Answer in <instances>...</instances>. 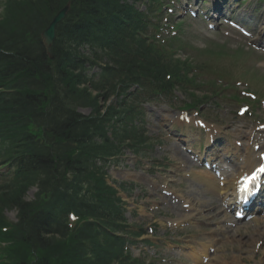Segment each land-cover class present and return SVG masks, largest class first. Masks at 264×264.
<instances>
[{"label":"trees","instance_id":"trees-1","mask_svg":"<svg viewBox=\"0 0 264 264\" xmlns=\"http://www.w3.org/2000/svg\"><path fill=\"white\" fill-rule=\"evenodd\" d=\"M68 1L5 0L0 14V50L11 53L0 51V86L18 88L8 95L7 105L0 111L1 150L9 156H22L25 169L21 178L27 181L0 195V234L6 225L1 207L20 209V222L9 237L18 247L17 264H27L29 253L36 250L33 264H110L123 251L124 239L115 234L123 229L115 191L107 185L103 173L90 169L89 159L92 154L105 155L116 147L107 136L106 121L119 122L131 116L127 107L115 106L109 108L106 117L90 118L77 112L76 103L96 106L97 101L77 86L78 65L72 64L70 54L80 69L83 65L76 44L93 41L100 28L113 33L122 27L123 35L130 37L120 40L130 54L122 66L148 75L163 89L196 83L187 76V61L179 58L167 62L170 56L165 60L164 54L159 55L140 35L146 30L149 14L140 12L129 0H71V11L58 27L54 58L50 60L40 34ZM167 73L172 74L171 80L165 79ZM12 112L30 122L27 130L9 122ZM114 135L117 144L129 137L126 131L119 133L116 129ZM96 137L103 143H97ZM72 144L82 150L81 154L73 156ZM35 182L44 190L43 196L50 198L45 204L49 211L56 212L64 205L84 219H103L104 242L99 241L92 223L71 233L63 217L45 237L46 227L30 213L32 204L21 198L27 185Z\"/></svg>","mask_w":264,"mask_h":264},{"label":"rangeland","instance_id":"rangeland-1","mask_svg":"<svg viewBox=\"0 0 264 264\" xmlns=\"http://www.w3.org/2000/svg\"><path fill=\"white\" fill-rule=\"evenodd\" d=\"M252 6H255V3H253ZM258 7L259 10L256 12L255 17L259 18L258 25L260 26L264 24V0H261V2L258 3ZM186 25H187L186 28H184L183 30L186 31L185 42L190 44V48L192 47L190 50L189 49L187 50L188 52L192 51L190 54H192L196 58L209 59L217 67H221L222 65H226V64H231L229 65L231 68V73L233 74V78L231 79V81L233 80L235 81L237 79L250 81V79L253 78L254 81L257 82V84L255 85L250 81L251 83L250 86H252V88H256V92H258L261 95L262 99L264 98V94H263L264 67L261 66V63L263 61L260 62L261 60L264 59V54L262 52L256 51L251 46H249L247 39L242 38L241 41H234L225 38L222 34L207 31L205 26H203L199 21H191V23L186 21ZM222 42H225L226 49L229 52V55L222 57L206 56L203 54L202 51L199 50L205 47L209 48V46L212 45L213 43H222ZM235 49H243L246 52L241 56H237L235 54ZM188 52H187V56L189 54ZM260 78H262L263 81H260ZM217 89H221V87L219 86L217 87ZM242 89H246V88L235 87L234 90L229 88L225 89L223 92L224 94L223 98L218 99L220 103L218 107L214 105L215 104L214 102L210 101L209 103L204 104L202 109L203 115L205 117L213 121L218 120L219 122L218 121L217 122L219 124L226 126L227 133H230V136L233 139L240 138L239 137L240 125H241L240 123L243 120L240 121L239 119H237L236 111L238 107L244 104L245 102L239 104L236 101L231 100L229 98V95L232 94L236 96L240 94L239 90ZM175 98L176 100L174 103V107L178 108L180 107V104L188 101L187 100L188 94L183 92L182 90L177 89L175 90L174 93V99ZM159 105L162 104L158 103L156 105L153 103L149 105V113L147 120L151 122L150 124L148 123L149 127L152 130V132H149L150 137H154V136L157 137L159 135L158 134L160 128L159 125L162 124V120L173 117V113L175 112V110H172L168 106H164V105L159 106ZM260 110L261 108L258 107L257 111L260 112ZM254 117H256V114H254ZM244 120L247 121L249 120V118L246 117ZM154 123H158V126L157 127L154 126L156 125ZM236 132L238 133V136ZM164 144H169V141H165ZM170 146L172 148L173 145ZM166 156H168L169 159L174 162L179 160L178 154L174 150L172 152H162L159 154L160 158H166ZM113 173L115 172H112V174ZM115 175L117 176L119 174L116 173ZM182 191H183V195L185 197L187 196V201H190V198H188L191 195L188 192L190 190L182 188ZM120 193L123 194V199L129 203L137 201L135 198H127L125 192L123 191H121ZM150 195L155 197L152 191H150ZM30 197H33V191L30 192ZM208 197L209 195L207 194L206 198ZM201 201H202L201 204H198L199 209L202 210L200 214L197 216L198 218L197 220L199 221L200 224L198 227L199 230L198 236L207 242L215 241L216 239L214 238L215 236L218 239L220 238V236H223L224 238L225 235L219 232L217 233V231L220 228L218 227L219 225H216L215 223L217 220L223 219V216L220 215L222 206L218 205V201L214 198V196L211 203L209 201L205 203L203 199H201ZM130 206L131 205L128 204L129 209ZM7 213L9 218H11V220L15 219V213H16L15 211H9ZM214 213L217 214V216H215ZM143 217H147V216L143 215L142 218ZM135 221H137L139 224H143L144 228L153 225L151 219L149 218H145V219L137 218L135 219ZM219 224L222 226L224 222H220ZM261 224L264 225V219L261 220ZM192 231H195V229H187V233ZM230 232L233 231L230 230L229 233ZM240 233L242 234L240 235L242 240L253 243L251 247L247 246L245 248H242L241 241H240L241 243H239L238 240L233 241L231 238H226L227 242L223 243L221 246H216L219 249V251L213 256V262H211L210 264H220V262L222 261H226L227 264H239V262L235 263V261L230 258H227L226 260L218 259L221 255L229 256L232 253L233 254L235 253L240 256L239 258L242 259L240 260V264H264V240H262L263 244L260 247H256L254 246L252 236L251 235L247 236L249 232L246 228L242 229ZM139 247L140 249L138 248L136 253L138 252L140 253V250H142L143 252L145 244L140 245Z\"/></svg>","mask_w":264,"mask_h":264},{"label":"bare ground","instance_id":"bare-ground-1","mask_svg":"<svg viewBox=\"0 0 264 264\" xmlns=\"http://www.w3.org/2000/svg\"><path fill=\"white\" fill-rule=\"evenodd\" d=\"M247 159L251 162V163H253L254 164V160L253 159H255V156H254V154L253 153H251V152H249L248 153V156H247ZM255 161H256V159H255ZM234 183V180L233 181H229V183H225V189H222V188H220L219 186H218V183L216 182H213V184L211 185V186H209V187H207L209 190L208 191H210V190H212V191H217V192H220V193H225V192H227V194L228 195H233L234 194V192L232 193H229V190H230V186L228 185V184H233ZM259 229H255L254 231H258ZM254 239H256L255 240V244L258 242V240H264V230L263 231H258V235L257 236H255V237H253V240ZM243 246H247V243H244L243 244ZM232 256H234V259H238L239 257H237L236 255H234V254H231ZM221 258H223V257H221ZM224 264H226V263H224Z\"/></svg>","mask_w":264,"mask_h":264},{"label":"water","instance_id":"water-1","mask_svg":"<svg viewBox=\"0 0 264 264\" xmlns=\"http://www.w3.org/2000/svg\"><path fill=\"white\" fill-rule=\"evenodd\" d=\"M69 10V6L65 7L63 10H61L55 18L52 20L50 25L47 27V29L43 33V37L45 39V44L47 45L48 50L50 51L51 45L55 38L56 33V26L58 22H60L66 15L67 11Z\"/></svg>","mask_w":264,"mask_h":264},{"label":"snow or ice","instance_id":"snow-or-ice-1","mask_svg":"<svg viewBox=\"0 0 264 264\" xmlns=\"http://www.w3.org/2000/svg\"><path fill=\"white\" fill-rule=\"evenodd\" d=\"M258 173H264V165H261L257 171L253 172L251 175H246L243 177L240 185V192L242 196H247L250 194V189L253 182L258 179ZM73 219H75L74 216Z\"/></svg>","mask_w":264,"mask_h":264}]
</instances>
